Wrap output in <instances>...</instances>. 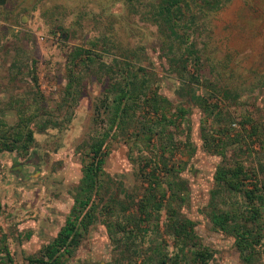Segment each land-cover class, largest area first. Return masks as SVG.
<instances>
[{
  "label": "rangeland",
  "instance_id": "obj_1",
  "mask_svg": "<svg viewBox=\"0 0 264 264\" xmlns=\"http://www.w3.org/2000/svg\"><path fill=\"white\" fill-rule=\"evenodd\" d=\"M160 1L0 0V136L23 135L0 150V264L7 255L25 263L63 224L89 145L130 72L146 78L148 98L169 100L168 121L149 142L138 117L109 131L93 218L63 264H170L180 244L169 233L171 209L193 222L195 244L210 252L205 264H245L233 236L212 224L218 213L250 223L258 237L251 264H264V205L251 213L221 181L242 164L254 174L243 184L264 185V0H192L182 16L191 26L175 35L156 17ZM185 43L196 58L185 57ZM179 104L184 117L175 115ZM146 106L140 97L134 116H150ZM151 168L164 197L146 218L136 204Z\"/></svg>",
  "mask_w": 264,
  "mask_h": 264
},
{
  "label": "trees",
  "instance_id": "obj_2",
  "mask_svg": "<svg viewBox=\"0 0 264 264\" xmlns=\"http://www.w3.org/2000/svg\"><path fill=\"white\" fill-rule=\"evenodd\" d=\"M191 1L192 0H161L160 3L156 5V17L163 22L171 35H175L176 30L183 24L185 27L184 29L186 31L189 30L191 26L190 23L192 22L188 21V18L184 20L182 16H184L185 10L190 9ZM178 22L180 24H178ZM185 44H187V46H183L185 57L188 58L191 55V57L196 58L195 48V52L191 51L193 45L189 43ZM126 77V86L120 88L115 98L111 100L112 103L106 118V130L100 134V137L91 141L89 145V160L82 167V176L79 185L80 189L74 197L73 205L65 217L63 224L56 231L52 240L38 250L36 256L28 257L26 262L22 264H63L61 258L70 255L78 245L80 238L94 215L93 202L98 191L97 186L99 184L102 164L106 155V151L103 150L104 140L107 138L112 128L126 124L127 120L135 121L138 117L140 118L138 120L141 121L138 129L144 133L143 135L146 137V142H149L147 139L149 138L148 135H150V132L154 131L152 128L156 125H161L164 121H168V119L165 118L166 115L163 113V109L165 104L170 103L169 100L156 92H152L153 94L148 98L145 91L146 78L143 77L137 81V75H135L134 72H130ZM184 94V98H187L188 101L197 99L195 94L188 90H184ZM140 97H142L143 101H147L146 107L149 110L148 113H150V116H134L135 107ZM105 105L106 104H104V106ZM174 109L176 116H185L186 111L181 104L174 106ZM129 110H131L132 114L128 112ZM96 118L97 116H94V119ZM244 122H246L244 125L248 124L249 119H245ZM171 123H173V120H171ZM244 125L241 128L242 130L246 129ZM249 132L250 134L247 133L249 136L252 134L256 136L254 129ZM241 134H243V132H241ZM24 138L27 142L30 141L32 139L31 133L29 131L24 132ZM21 139H23V135L20 131L10 132L7 136L1 135L0 150H13ZM144 160H146L145 157L143 158V161ZM149 160L150 158H148L142 166L147 165ZM140 170L142 171V169ZM153 172L154 169L151 168V172L145 177L148 186L143 189L136 204V211L138 214L146 218L150 216L151 211L159 209L163 204L162 198L164 197V191L158 194L156 190L161 180L158 178L159 176H156ZM164 173L167 175L166 177L170 175L173 176L170 167L164 168ZM222 175L221 181L224 187L230 190L240 191L247 199L248 203L251 204V206H249L251 208V213L255 215L258 214L255 203L257 202L264 205V185L262 183L256 185L255 183L251 189L242 182L244 179L254 176L253 172H248L242 164H236L228 168L227 172ZM170 196H174V194L170 193ZM166 205L168 204L166 203ZM173 211L174 210L171 209L170 213L167 215V223L170 225L169 233L175 240L179 241L180 244L179 252L175 253L173 256L174 258L171 259L169 263L180 264L179 259H183L182 264H205L210 256V252L207 248L195 244L193 222L186 218L174 216V214H172ZM211 222L218 229L228 232L233 236L234 245L240 258L245 264H251L255 256L256 249L254 245L258 242V237L256 233L253 235L251 229H249L248 226L250 223L243 222L240 224V222H231L227 213L212 214ZM196 245L197 247H195ZM6 260V264H14L8 255L6 256ZM166 260L167 259L161 260L155 264H166Z\"/></svg>",
  "mask_w": 264,
  "mask_h": 264
},
{
  "label": "flooded vegetation",
  "instance_id": "obj_3",
  "mask_svg": "<svg viewBox=\"0 0 264 264\" xmlns=\"http://www.w3.org/2000/svg\"><path fill=\"white\" fill-rule=\"evenodd\" d=\"M185 16V15H184ZM187 18V17H186ZM85 264V263H84Z\"/></svg>",
  "mask_w": 264,
  "mask_h": 264
}]
</instances>
